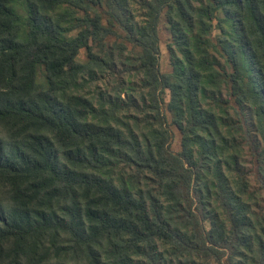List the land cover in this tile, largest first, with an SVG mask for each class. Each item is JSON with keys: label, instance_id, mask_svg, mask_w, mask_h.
Listing matches in <instances>:
<instances>
[{"label": "trees", "instance_id": "1", "mask_svg": "<svg viewBox=\"0 0 264 264\" xmlns=\"http://www.w3.org/2000/svg\"><path fill=\"white\" fill-rule=\"evenodd\" d=\"M258 196L264 0H0V264H264Z\"/></svg>", "mask_w": 264, "mask_h": 264}, {"label": "rangeland", "instance_id": "2", "mask_svg": "<svg viewBox=\"0 0 264 264\" xmlns=\"http://www.w3.org/2000/svg\"><path fill=\"white\" fill-rule=\"evenodd\" d=\"M218 32H219V30L217 28H213L211 31V37L214 38V36ZM158 35H159V47H160V56H159L160 71L163 73H166V72H169L171 70L169 54H168V51L166 48V44L170 41V34H169V30H168L167 24L164 21L163 16L161 17V20L159 22ZM85 59H86V53L82 49V50H80V52L77 55V60L83 62V61H85ZM131 79L135 83V85H138L139 79L137 77L133 76ZM112 83H113V76L110 75L109 73H105L102 76H99V79H96L94 81L93 85L98 86L99 89L109 91L111 86H112ZM123 96H124V94H123ZM163 97H164L165 101H168V99H169V91L168 90H166ZM168 122H169V118H168ZM168 126H169V129L173 133V138H172V142H171V149L173 151L177 152L180 149L178 129L170 123ZM242 160H243L242 164L245 167H248L249 166L248 156L246 154H244V156L242 157ZM253 186L254 185L251 181L250 189H252ZM263 199H264L263 196L255 197L250 201V204H251V208L253 211L258 213L259 215L264 216V211H262V209H261V206L263 205ZM261 225H264V219L261 221ZM207 226L208 225L206 224V227ZM213 264H215V263H213Z\"/></svg>", "mask_w": 264, "mask_h": 264}]
</instances>
